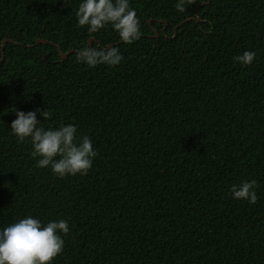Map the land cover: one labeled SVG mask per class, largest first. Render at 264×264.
I'll return each instance as SVG.
<instances>
[{
    "label": "trees",
    "instance_id": "1",
    "mask_svg": "<svg viewBox=\"0 0 264 264\" xmlns=\"http://www.w3.org/2000/svg\"><path fill=\"white\" fill-rule=\"evenodd\" d=\"M79 2L0 0V228L66 220L52 264H264V0H130L131 44L78 26ZM108 45L119 65L77 62ZM16 111L89 136L87 174L38 168ZM252 180L254 204L232 198Z\"/></svg>",
    "mask_w": 264,
    "mask_h": 264
},
{
    "label": "clouds",
    "instance_id": "2",
    "mask_svg": "<svg viewBox=\"0 0 264 264\" xmlns=\"http://www.w3.org/2000/svg\"><path fill=\"white\" fill-rule=\"evenodd\" d=\"M189 0H176L178 12H185ZM194 2V0H193ZM77 24L86 27L88 33H97L110 25L119 39L131 44L140 36V21L130 0H80L76 12ZM256 57L254 51H243L233 59L236 63L249 65ZM77 62L88 67L99 64L117 66L123 60L117 47H81ZM42 120L49 119L50 111L37 110ZM37 111H16L10 129L18 141L29 139L31 156L36 158L38 168L50 167L58 178L71 175H86L97 156L92 140L87 135H78L74 124H60L52 128L42 126ZM256 181H241L230 187L232 198L254 204L258 197ZM69 233L66 220H52L46 224L31 215L18 219L0 228V264H52L63 251V236Z\"/></svg>",
    "mask_w": 264,
    "mask_h": 264
},
{
    "label": "water",
    "instance_id": "3",
    "mask_svg": "<svg viewBox=\"0 0 264 264\" xmlns=\"http://www.w3.org/2000/svg\"><path fill=\"white\" fill-rule=\"evenodd\" d=\"M197 20H199V18H197ZM155 36H157V33H155ZM5 42H6V41L4 40V41L2 42V45H1V53H2V56H3V45H4ZM39 43H46V41H40ZM89 44H90V40H89ZM98 45H99V44H98ZM110 46H111V45H108L106 48H108V47H110ZM57 51H58V53H59L61 59H66V57L69 55V53L72 52V50H71V51H68V52H66V53H62L58 47H57ZM47 57H48V54L44 55V59H45V60L47 59ZM2 59H3V58L1 57V59H0V63H1Z\"/></svg>",
    "mask_w": 264,
    "mask_h": 264
}]
</instances>
